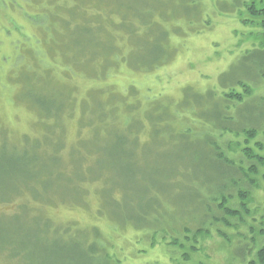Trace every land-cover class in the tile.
Instances as JSON below:
<instances>
[{"label":"trees","instance_id":"obj_1","mask_svg":"<svg viewBox=\"0 0 264 264\" xmlns=\"http://www.w3.org/2000/svg\"><path fill=\"white\" fill-rule=\"evenodd\" d=\"M230 1L236 10L244 7L248 0ZM2 3L4 9L20 12L22 18L33 25L34 33L39 35L35 39L30 38L34 41L35 47L40 48L38 51L22 43L27 46L24 52L28 64L26 63L27 66L25 64L16 75L20 85L17 100L22 102L25 108L37 114V122L44 127V130L50 129L62 115L73 114L78 109V103L72 94V83L76 81L75 77L81 75L84 81L91 84L101 82L109 71H114L123 64L132 70L145 69L146 71L166 64L173 53H168L160 46L165 40L166 33H169L164 22L171 21L175 16L174 11L179 9L175 23L186 21L190 25L191 17H197L198 9L204 10L201 0H2ZM217 4L224 10L225 0ZM255 4L262 5L264 0H250L249 5H246V11L251 17L260 15ZM173 27L175 32L184 33L181 26L173 25ZM16 30L20 33L17 28ZM6 32L12 33L8 29ZM139 33H161L163 37L155 38L152 42L155 45L152 47L144 44L145 39ZM148 47H150L149 50H147ZM145 50L149 52L147 56L144 55ZM154 51L157 53L152 62L147 59L142 60V55L145 58ZM235 67L236 65H232L218 77L217 85L220 93L212 89L206 92L194 91L192 87L182 89L181 100L176 105L177 110L186 113L188 116L183 118L186 121L193 120L195 128L199 125L203 128V133H199L200 137H196L198 136L196 134V140L193 142L189 141V136L193 133L192 127L175 130L169 124L173 116L170 115L169 110L173 108V105L152 102L151 106L145 109L142 107V101L135 97V91L131 85L128 86L127 92L122 94L98 84L97 87L88 89L90 99H83L79 105L82 110L78 115L79 128L81 130L89 127L90 131V136L83 135L80 141L82 147L77 150L78 153L71 155L75 163L78 161L75 157L78 155L80 157L79 170L83 176L76 177L71 183L79 190H81L79 184H84L85 177L93 166L82 167V161L89 157L87 155L89 152H94L95 161L104 156L109 157L114 152L116 155L122 154V162L118 166L120 173L127 167L130 176H133L134 173L138 175L141 173L138 171L140 167L145 170L140 163L136 145L147 127L148 139L142 148L153 142L164 147L165 138L162 137H167L168 142L174 138L179 144L177 154L167 156V161L171 159L173 161V166L167 174L179 179L193 177L196 182L192 189L194 200L192 207H186L178 219L172 220L168 229L161 231L162 243L174 264H191L194 255L203 254L201 243L209 235V226L221 225L226 229H236L239 224L233 225L231 221L244 223L243 215H250L247 209L250 190L252 191L256 186V181L251 176L259 174L258 167L264 166V156H256L251 150L245 149L242 151L241 159L236 160L227 152L230 147L228 141L221 143L219 140L226 134H241L245 137L256 134L255 132L258 131L256 128L250 125L236 127L233 122L230 108L234 102H237L234 107L241 105L244 99L242 94L232 92L234 91L232 88L241 87L243 94L251 99L252 90L245 81L251 87H257L264 78V74L256 69L252 75L254 80H241L233 78ZM175 109L173 111H176ZM178 111L176 113L179 114ZM86 114L90 115L87 120L84 119ZM167 116L169 120H165ZM49 137L44 135L41 139L42 143L35 142L34 148L30 151L34 159V167L38 168L40 162H47L48 157L53 163L51 171L41 172L38 176L34 175L38 179L35 181L36 184L44 181L47 175L53 177L54 181L62 180L61 158L58 155L60 149L56 145L49 150L51 140ZM159 138H162V142ZM4 146L3 144L2 147ZM23 150L18 158L13 156L20 154L0 159L1 165L7 166V168L2 167L1 178L16 173L11 166L15 162L25 160L27 152ZM24 175L28 182L34 179L31 174ZM109 175V171L103 169L93 178L104 177L103 182L106 183L110 178ZM209 177L217 178L212 184L213 187L207 185ZM261 178L264 179V172ZM21 189L14 192L12 187L6 199L0 197V203L10 202L14 197L18 198L19 193L23 191H28L30 199L40 203L51 198L50 195L40 197L30 193L32 189L27 185ZM105 189L104 185L100 192V214L103 208L117 206L116 203L121 201L120 194L112 195L114 190L106 193ZM155 191L159 194L157 189ZM80 192L84 197L82 190ZM54 196L59 198L58 195ZM77 199L80 200L77 196L73 200ZM233 205L236 208H233ZM160 210L158 202L153 203L149 209V214H153L156 219L153 225L147 227L152 234L159 231L156 230V224L158 225L160 219L158 215ZM0 218L7 219L3 216ZM8 219H20L26 224L25 228L30 221L35 222L33 228L35 235L32 234L37 238L35 243L24 244L22 241L17 242L6 236V242L0 245V254L17 258L20 264H121L120 259L110 253L109 247L106 246L96 228H93L91 232H84L86 235L79 232L70 235L68 231L70 228H66V231L58 230L49 223L48 219L39 216L33 218L27 217L26 213L23 216L17 213ZM109 220L114 224L128 225L135 229L128 219L115 220L110 215ZM218 233L220 237H223L222 233ZM257 233H261L258 237L260 238L258 245L253 244L255 241L253 237L251 241L248 238L234 241L231 246L233 258L229 264H234V261H238L236 264H264V242H262L264 228L259 229ZM15 234H21V232ZM88 236L92 239L89 240ZM149 243L151 247L156 245L154 237ZM64 246L66 250H62Z\"/></svg>","mask_w":264,"mask_h":264},{"label":"rangeland","instance_id":"obj_2","mask_svg":"<svg viewBox=\"0 0 264 264\" xmlns=\"http://www.w3.org/2000/svg\"><path fill=\"white\" fill-rule=\"evenodd\" d=\"M201 1L204 10L198 9V15L191 17L190 25L186 21L175 23L179 9L174 11L175 16L171 21L164 22L169 33H166L165 40L161 42L160 46L168 53H173L166 64L150 71L132 70L123 64L116 70L109 71L101 79V82L91 84L84 81L81 75L75 77L76 81L72 83V94L76 98L78 109L73 114L62 115L57 123H52L53 126L50 129L44 130V127L37 122V114L25 108L23 103L17 100L20 85L16 75L27 63L24 50L28 46L38 51L40 48H36L31 39H35L39 35L34 33L33 25L26 22L20 12L18 14L4 9L2 0H0V159L20 154L13 156L18 158L22 155L24 148L26 150L23 152H27L25 158L27 161L23 160L12 164L13 172L16 173L4 176V178L0 177V197L6 199L12 187L15 192L21 191L25 185L32 189L30 193H35L40 197L51 196L48 200L40 203L31 200L28 191H23L19 193L18 198L14 197L10 202L0 203V216L7 218H0V242L2 241L0 245L6 242V236L17 240V242L22 241L24 244L35 243L37 238L32 236V234L35 235L33 229L35 222L30 221L25 228L26 224L20 221L21 218L19 220L8 219L17 213H20V216L26 213L27 217L39 216L48 219L49 223L58 230L65 229L66 231V228H70V230L67 229L70 235L78 232L83 235L84 232H91L93 228H96L103 237L102 240L106 246L109 247L110 253L120 259L121 264H174L162 243L161 231L168 229L172 220L178 219L186 207H192L194 202L192 189L196 182L193 177L179 179L167 174V171H170L173 166L172 159L167 161V156L177 154L179 150L177 141L172 138L171 142H168L167 137H162L165 138L164 147L153 142L142 148L148 139L149 129L147 127L146 131H143L144 133L141 130L142 134L136 145L137 148H135L145 170L140 167L138 171L141 173L139 175L134 173L133 176H130L127 167L124 172L120 173L118 166L122 162V154L116 155L114 152L109 157L104 156V158L95 161L94 152L87 153L89 157L82 161V167L93 166H91L88 176L84 174L87 176L84 184H79L84 197L81 196L82 193L78 187L71 185L72 180L83 176L79 170L81 167L79 155L75 157L78 160L76 163L71 159V155L78 153L77 150L82 147L80 141L83 135L90 136L89 127L81 130L79 128L78 115L82 111L79 105L83 99H90L88 89L97 87L98 84H102V87L105 85L106 88L109 87L116 93L122 94H125L128 86L131 85L135 91V97L142 101V107L145 109L150 107L152 102H157L160 105L169 103L178 111L176 105L181 100V92L184 87H192L197 92H206L212 89L220 93L217 79L232 65H236L233 78L254 80L252 75L256 69L264 74V4H255L260 15L251 17L246 11V5H249L250 0L244 4V7L236 10L229 0H225L224 10L221 5L217 4L221 0ZM173 25L181 26L184 33L175 32ZM7 29L12 33H7ZM139 34L145 39L144 44L152 47L155 45L152 44L155 38L163 37L161 33ZM157 45L159 46V44ZM133 48L135 49V47ZM149 49L150 47L147 50ZM147 50L144 51L145 56L149 53ZM155 53L157 52L154 51L145 58L142 55L141 58L152 62ZM245 84L251 88L250 96L252 98H247L241 87H233L234 91L232 92L244 96H242L244 103L234 107L237 103L234 102L230 108V116L236 127L250 125L258 131L252 137L226 134L219 140L221 143L228 141L230 147L227 152L229 155H233L236 160L241 159L242 151L245 149L251 150L256 156H264V78L257 87H251L246 81ZM224 92L228 93L229 91ZM173 108L169 110L170 115H173L169 121L172 129L192 127L193 133L189 136V141H195L196 134L198 135L196 137H200L203 128L200 125L195 128L193 120L186 121L183 118L188 116L186 113L178 111V114L173 111ZM167 117L165 120H169ZM89 118L90 115L87 114L84 117L86 120ZM44 135L50 136L49 150H52L56 145L60 149L58 155L61 158L60 169L63 174L62 180L54 181L53 177L47 175L44 181L36 184L35 181L38 179L35 176L41 172L51 171L53 168L49 157L47 162H40L38 168L34 167V159L31 157L30 151L34 148L35 142L42 143L41 139ZM162 138H159V141L162 142ZM3 144L4 147H2ZM245 166L248 165L245 164ZM2 167L7 168V166H2L0 161V171ZM103 169L110 173V178L106 183L103 182L104 177L93 178V176L99 175ZM258 171L259 174L251 176L256 181V186L252 191L250 190L247 206L250 215H243L244 223L231 221L233 225L239 224L236 229H226L221 225L209 226V235L201 243L203 254L194 255L191 264H229L233 258L231 246L236 239L248 238L251 241L253 237L255 239L253 244H259L260 238L258 237L261 233L257 232L264 228L262 226L264 223V179L261 178L264 166L258 167ZM143 173L145 174L143 175ZM24 174H31L32 178L34 177L32 182H28ZM216 180L215 177H209L207 185L213 187L212 184ZM104 185L106 193L114 190L112 195L120 194L121 201L116 203L117 206L103 208V212L100 214V192ZM156 189L159 194L155 191ZM54 195H58L59 198ZM76 196L80 199L79 201L78 199L73 200ZM156 202L161 207L158 214L160 219L158 225L156 224V230L159 231L152 234L147 227L153 225L156 219L153 214H149V209ZM233 208L236 207L233 205ZM110 215L115 220L128 219L135 229L128 225L114 224L109 220ZM24 218L28 220L26 217ZM20 232L21 234H15ZM218 232L222 233L223 237H220ZM150 237H154L156 242L154 247L150 246L149 242L152 239ZM87 238L92 239L90 236ZM62 248V250H66L65 246ZM254 250L256 251V247ZM236 262L238 261L233 263L236 264ZM0 264H20V262L17 258L0 254Z\"/></svg>","mask_w":264,"mask_h":264}]
</instances>
